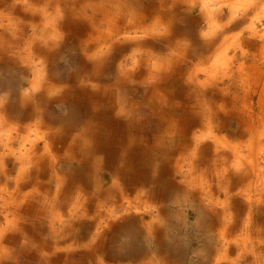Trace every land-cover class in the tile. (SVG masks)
Instances as JSON below:
<instances>
[{
	"label": "rangeland",
	"instance_id": "obj_1",
	"mask_svg": "<svg viewBox=\"0 0 264 264\" xmlns=\"http://www.w3.org/2000/svg\"><path fill=\"white\" fill-rule=\"evenodd\" d=\"M13 1H0V104L6 103L8 107L14 105V109H16L19 98L25 93L29 92L28 95L33 96L34 87L31 86L32 82H38L39 84V89H36V92H40L43 88L45 91L44 99L40 103V114L36 117H28L25 120L22 115V117L10 122L11 127L19 125L22 128H28L31 124V131L25 132L29 137L27 142L35 141L37 147L36 151L33 152L34 158L30 163H27L28 166L26 165L27 168L23 173L24 175L20 176L18 180L20 182L18 185L19 189H16L15 194L17 201L19 200L18 215L22 222H36L39 218H42V220L48 221L46 223L50 224V214L61 210V208L57 207L56 201L63 198V195L58 193L56 201H54V210L53 212L50 211L53 208L51 203L56 189L58 188V191L65 194L63 189H66L68 185H70V190H75L77 187L69 177L70 171L68 170L67 172L64 169L68 164L61 162L59 166H54L53 161L51 162L50 159L54 155H63L70 141L74 137L82 135L85 127L93 125V128H95V122L99 124L97 129L105 132L103 129L104 125H101L100 122H104L106 119L107 122H105L111 124L110 120L114 116V112L112 109L110 110L107 103H102L101 106L95 108L94 102L90 100L91 96L89 98L84 97L85 100L83 94L81 97H78L81 95L78 94V96L66 98V100L61 99V97L63 95L69 96L67 92L68 86L79 88L80 86L78 85L81 83L84 86L90 71L92 73L101 71L99 77H101L102 82L106 86L115 89L119 85L118 74L135 73L140 67H143L140 61L143 56L140 51L134 52L135 45H133V41L122 44V48L113 44L112 40H105L102 37L104 32H98L96 35L89 34L93 31V20L91 19L93 8H99L100 4L104 6L108 0H53L49 4L46 3L47 0H39L41 2H37L36 6H33V11L37 12L34 18H22L23 14L17 10L24 8L26 13H30L26 6V1L18 0L17 6ZM155 1L159 0H146L145 3L140 0L138 3L132 4V6H135L137 10H146L145 8L154 6ZM117 2L118 0H116ZM214 2H216V5ZM243 2L244 0H187L183 3H177L179 20H175V26L178 25L184 28L185 25L190 24L192 35L184 43L180 42L172 45L174 47L173 52L179 51L181 62L175 58L162 60L169 65V69L162 74L166 78L162 83L159 81V84L162 86L160 92L165 95L166 99L169 98L171 100L172 105L180 100L176 97L180 92L177 91V87L184 85L185 74L197 72L196 76L205 81L204 69L210 67L212 62H216L214 59H217L215 57L217 54L221 55V67L219 66L216 71L215 68L210 70L211 73H219L216 76L218 80L215 77L214 81L216 82L206 86L207 89H210V93L208 92L203 97H207L212 102L214 101L213 103L216 105L214 107L216 113L212 117L214 132L218 136L226 138L225 142L229 141L240 150L245 163L244 166L239 169L235 167L234 159L230 156L233 154V152L231 153V147L228 149L230 161L227 160V164L219 166L222 170V176L218 178L216 169L219 170V167L215 168L216 164L214 161L217 155L214 148H200V155H204L207 158L206 161L210 163L213 172L211 171L212 175L205 173L204 168L206 165L208 166V164H205V166H198L194 170V174L197 177L200 175L204 176V180L214 178L211 188L200 184L197 186L198 191H208L205 202L191 197L189 200H187L189 198L187 197L177 201L176 197L173 196L180 195L182 193L180 191H174V195L169 197V199L151 198L144 194L145 190L146 192L149 190L146 185L139 189L138 192L131 191L128 199L123 201L122 207H117V210L112 212L110 216L105 215L107 213L105 209L110 208L112 202H104V208H100L103 212L102 215H105L107 219L104 220L103 225L97 229L96 233L92 229L88 233L84 232L83 235L84 240L91 242L92 245L79 248L75 246L70 247V249L63 244L64 247L58 245L53 248V240L55 238L49 239V231L51 230L49 227L43 233L39 231L38 235H40V238L38 239H41L39 243L36 240V244L25 243L24 246L29 245L27 254L36 255L37 253L40 258L45 256L50 261L52 260L51 262L49 261L50 263H42L40 260L33 262L32 255H22L15 261L13 256L18 247L13 242L15 240H13L12 243H7L8 246L5 248L6 251L10 250V257L4 259V264L9 262L11 264H99L98 261L106 262V264H181L183 259H190L192 256L199 259L197 261L198 264H264V0H260L259 6L253 3L246 6ZM57 4H59L58 7ZM213 4L214 6H211ZM213 7L218 10L222 9L225 15L223 20L218 18V20L216 18L213 20L211 15H208V10L213 9ZM46 8L49 9L48 12ZM119 8L122 9L121 7ZM58 9L61 12H64V10L70 12L72 18L75 16L70 10L78 12V14L74 13V15H76V23L80 27L79 34L76 36L70 31V28L67 27L66 31H63L61 30L62 27L58 26L59 29L57 30H61L58 33L60 36L58 37L59 45L54 46V48L56 47L55 49L46 51L48 47L45 46H48L49 42L44 39L46 36L42 35L41 30L48 23L45 17L54 15L58 12ZM110 9H112V12L119 10L115 7ZM131 10V13H134L133 9ZM124 11L127 17H131L128 10ZM38 13L39 16H37ZM231 16L235 18L233 21L229 19ZM202 17H204L203 20L201 19ZM152 19H147L144 22L146 28L154 27ZM226 22L228 24L225 28L227 33L223 35L225 29L222 31L220 25ZM137 28L139 29V26ZM199 30L201 34L198 33ZM129 32L130 30L127 35L130 34ZM162 35H171V41H178L183 38L178 34V31L169 33L163 25L160 32L157 29L151 32L149 36L144 37L146 42H148L144 49L148 45V48L158 50L160 53L165 51L163 55L167 56V50L164 49L166 41L161 39ZM198 35L201 36L197 38ZM212 35L217 41L214 43V45L216 44L215 48L213 47L211 50V58L209 60H203L210 53H204L202 50L195 51L194 56H190L189 52H183L187 47H193L194 45L199 47L196 44L214 40ZM63 36L70 41H63ZM157 39H161V42L155 44L153 41ZM124 47H126L125 50ZM120 49L122 50L120 51ZM105 50L108 52L104 55L103 52ZM172 55L174 56V54ZM97 58L103 61H100V64L102 63L101 70L97 67ZM77 73H82V79L79 80L76 76ZM46 81L54 85L52 90H47L43 86L42 83ZM152 86L145 85L144 81L128 86L125 84V86H121L124 88L122 94L128 98L132 97L136 103L142 101L138 105L142 107L144 103H147L148 89ZM191 86L192 88L195 87L194 84ZM40 87L42 88L40 89ZM202 87L204 86L202 85ZM87 90L88 87H86L84 94H87ZM183 90L181 89V91ZM213 90L217 92L216 96L218 98L216 100L212 95ZM181 100L186 101L184 96H182ZM35 104L37 105V103ZM0 112L4 115V110H0ZM201 112L202 114L198 115V118L204 119L205 127L203 131L208 134L209 120L206 118L209 113L206 112L205 118L203 116L204 111ZM95 113L98 116H95L96 118L93 120L92 115ZM154 115L156 114H153L151 119H154ZM177 116L179 118L186 117L184 114L177 115L176 111L172 110L171 112L167 111L165 115L169 121L164 120V122L158 123L159 121L146 120L145 123H139L135 120L136 130L131 133L124 130L123 139L127 142L130 134H136L140 137L141 146L149 147L146 156L150 154L159 156L158 154L164 148H156V150L151 145L156 143L155 137L165 134L164 129H162L163 125L165 128L169 123L170 125L173 124L176 122ZM98 117L102 118L97 120ZM188 119L189 121L186 124L188 133L191 132V129L199 128L194 125L191 114ZM120 122L124 123L125 121L120 119ZM137 122L141 125H138ZM68 123H70L69 126L66 125ZM62 125L67 126V133L64 135L63 129L65 128L62 129ZM108 127L111 126L108 125ZM188 133H185L184 136L191 138L193 133ZM62 135L63 137L60 139L58 136ZM167 135L168 133L164 138L168 143L170 139L180 138L178 134ZM85 138H87L86 135ZM92 139L94 140V137ZM3 140L4 142L7 141L6 133L3 135ZM124 140L123 142H125ZM212 140V137H208L206 142L212 145ZM95 142L98 144L103 142L106 146L105 156L103 155L106 159H104L105 163L102 165V170H104V174L107 173V179H104V184L110 186L112 182L111 180L109 181V172L116 171L122 154L124 151L126 152L125 147H121L120 144L117 145L118 141L114 143L111 134L99 135ZM246 145L254 146V150H249ZM19 147L20 144H17L14 149L16 148L15 150H17ZM167 148L170 147L168 146ZM191 148L193 149V145ZM50 150L51 152H49ZM91 153L84 152L86 156ZM95 153L98 154L97 151ZM6 156L9 159L15 158L12 153ZM38 156H43L47 159L42 162L39 161ZM99 156L101 155L99 154ZM145 162V165L150 167L151 171H154L153 166L157 164V160L147 159ZM182 162L185 163V169L183 173L176 174L173 179L175 182L181 181L183 176L190 170L187 167L189 162ZM22 163L24 162L17 161L19 166ZM76 164L77 162H75ZM226 165L229 166L227 167ZM226 169H229L227 175L226 173L224 174ZM18 170L12 176L13 178H16ZM33 171L36 174H33ZM60 175L62 179L59 178ZM31 177L33 182H28ZM107 182L110 183L107 184ZM36 185L40 186L37 187ZM9 189L13 190L11 187ZM46 198H48V201H46ZM81 200L84 199L82 198ZM206 203L212 205H207ZM71 204L66 205L61 212H67L71 209ZM84 208H86L84 210V220L87 223L98 220L95 215L96 213L100 214L101 211L92 209L88 205ZM11 217L14 219L15 215H11ZM5 221V218L2 219V224ZM108 223L109 225L107 226ZM10 227L11 223L10 226L2 227L3 230L8 232V235L2 236L4 240L9 235L18 237L20 234L19 229ZM135 227H138L139 233L135 230ZM224 229L232 231H227L229 236L226 238V243L227 241L229 243L226 246L218 240V236L225 233L222 232ZM95 235L96 242H93L92 237H95ZM27 237H30L29 234ZM246 237L251 238L250 244L244 251L237 249L236 242H238V239H246ZM44 238H48V242L52 243L50 250L40 248L44 247L42 241ZM43 252L52 257L46 256ZM171 252H174V255ZM175 255L179 256V261ZM217 258L221 259L222 262H216L215 259ZM191 264L193 263L191 262Z\"/></svg>",
	"mask_w": 264,
	"mask_h": 264
},
{
	"label": "bare ground",
	"instance_id": "obj_2",
	"mask_svg": "<svg viewBox=\"0 0 264 264\" xmlns=\"http://www.w3.org/2000/svg\"><path fill=\"white\" fill-rule=\"evenodd\" d=\"M24 1L27 2L26 6L28 7L30 13H26L24 8L17 9L19 12H21V14H23L21 17L34 18L35 17L34 15H36L37 12L33 11V6H36L35 4L41 1L39 0H24ZM50 1L52 2L53 0H47L46 3L49 4ZM139 1L140 0H128V1L118 0V2L116 3V0H108L104 6L100 4V6L102 7L100 6L99 8L94 7L92 10L93 16L91 17V19L93 20V29H92L93 31L89 34L96 35V33L98 32H104V34H102V37L105 40H112V42H114L113 44H116L122 48H123L122 44H126L128 43V41H133V45H135L134 52L140 51V54L143 56L142 59L140 60L143 67H140L139 70H137L135 73L134 72L119 73L118 74L119 85H117L116 86L117 88L115 89L106 86L105 83L102 82L101 77H99L101 71H96V73H92V71H90L84 86H82V83L78 85L80 86L79 88H73L71 86H68L67 92L69 96L66 97L65 95H63L61 97V99L66 100V98H73L78 96V94H81L78 97H81L83 94L84 95L83 98L84 97L89 98L91 96L90 100L94 102L95 108L101 106L102 103H107L109 104L110 110L112 109V111L114 112V116L113 119L110 120L111 124L106 123L107 122L106 119L104 120V122H100L101 125L102 124L104 125L103 129L105 130V132L100 129H97L99 124L98 122H95L94 123V125L96 126L95 128H93V125H91V127L89 126L85 127L82 131V135L78 137H74V139L70 141L63 155L59 154L58 156L54 155L53 158L51 157L52 159H50V161L51 162L53 161L54 166H59L61 162H65L68 164V166L65 167L64 169L67 170V172L68 170L70 171L69 177L71 178L72 183L75 184V186L77 187L75 190L73 189L70 190L69 187L70 185H68L66 189L62 188L63 191H65V194L63 192L58 191V188L56 189L54 198L52 197L53 201L51 200L52 201L51 204L53 208L50 211L53 212L54 210V204H55L54 201H56V197L58 193L63 195V198H60L59 201H56L57 207L61 208L62 210L66 205H69V203L72 204L70 207L71 209H69L67 212L64 211L61 212V210L58 212L57 210L56 213L54 212L53 214H50L51 216V217L49 216L50 224L46 223L48 221L45 222L44 220H42V218H39L36 222H24V221L22 222L21 221L22 219L19 218L18 215L19 200L17 201V197L15 196L16 189H19L18 185L20 184L18 180L20 176L22 177L24 175L23 173L26 171V168L28 166L27 163H30L31 160L34 158L33 152L36 151L37 147L35 141L33 142L31 141L29 143L27 142L29 141V137L27 134H25V132L31 131L32 129L31 124L29 126L30 128L29 127L22 128L19 125L17 127L16 126L11 127L10 125V122L14 121V119H17L18 117L19 118L22 117V115H23V119L25 120L28 117H32V116L36 117L38 114H40V103L44 99V95H45L44 88L40 92H36V89H39L38 87L39 84L38 82L35 83L32 82L31 86L34 87L33 96L28 95L29 92L25 93V95L19 98L16 109H14V105H12L13 103L11 104L12 105L11 107L6 106V103L0 104V110L1 111L4 110V115L2 112H0V155H1L0 157V227H1L0 228V264H4L3 263L4 259L10 257V250L6 251L5 248H7L8 246L7 243H12L13 240H15L13 242L16 243L18 247L15 251V255L13 256V259L15 261H17V258H19L22 255H26V256L32 255L31 258L33 262L40 260L42 263L43 262L48 263L50 260L45 256L40 258L37 255V253L36 255L27 254L29 252L28 251L29 245L24 246V244L25 243L36 244V240L38 241L37 243H39L41 240L38 239L40 238V235H38L39 231L43 233L45 232L44 230L48 229L49 227L51 229L49 231V237H50L49 239L51 240L52 237L55 238L53 240L54 243L53 248L57 247L58 245H61L63 247L65 245V247L67 248L75 247V246L79 248L81 246L92 245L91 242L84 240L85 239L83 237L84 232L88 233V231L94 229L96 233L97 229L103 225L104 220L107 219L105 215L110 216L112 212H115L117 210V207H122L123 201L125 199H128V195L130 194L131 191L138 192L139 189H142L146 185L147 187H149V190L147 192L145 190L144 194H147L151 198L169 199V197H172L174 195V191H180L182 192L180 193V195L173 196L176 197L177 201L180 200L181 198L186 199L187 197H189L187 198V200H189L191 197V198L201 199L205 202V199L208 196V191L207 190L198 191L197 186L198 184H200L202 186H207V187L209 186L211 188L213 184L212 181L214 180V178L211 179L209 178L208 180H204L203 179L204 176L200 175L197 177L194 174V170H196L198 166H202V165L205 166V164H208V166L211 168L210 163L206 161L207 158L204 157V155H200V150H201L200 148L203 147L206 148L209 147V149L214 148L215 153L217 155L214 161L216 164L215 168H218L220 165L222 166L227 164V160L230 161L228 156L229 155L228 149L232 147L231 153L233 152V154H231L230 156L233 157L234 159L233 162L235 164V167L239 169L244 166L245 163L241 156L240 150L237 147H234L235 145L233 146L232 143H230L229 141L225 142L226 138H223L222 136L220 137L214 132L212 125L213 123L212 117L213 114L216 113V110L214 108L216 105H214L213 103L214 101L212 102L207 97H203L206 96L208 92L210 93L209 91L210 89H207L206 86L212 85L216 82L214 80L215 77L219 75V73H211L210 70L215 68L216 71L217 68H219L222 62L221 55L217 54L215 56L217 59H214V61L216 62H212L210 64V67L204 69L206 76L205 81L201 80L198 76H196L197 72H191L185 74L184 85L177 87L178 88L177 91L178 92L180 91L176 96L178 99H180L178 100V102L171 105V100L169 98L166 99L165 95L160 92L162 86L159 84V81L162 83V81L165 80L166 77H164L162 74L169 69V65L165 64L162 60L166 58H175L176 60L179 59L180 60L179 62H181V59L179 57V51L173 52L174 47L172 45L180 42L184 43L192 35L190 24L185 25L184 28L179 27L178 25L175 26V20L176 21L179 20V15H178L179 9L177 7V3H183L187 0H159V1H155L154 6H149V7L145 6L147 7L145 8L146 10H137L135 9L136 8L135 6H132V4L138 3ZM248 1L249 0H244L243 3H245L246 6L247 4L251 5L252 3L256 4V6L260 5V0L249 1V3ZM13 2L17 6V3L19 1L14 0ZM142 2L145 3L146 0H142ZM216 2H214L215 5ZM4 5H6V3H4ZM58 5L59 4H57V7ZM106 5H108L109 7ZM211 6H214V4ZM113 7L118 8L119 10L112 12V9L110 8ZM119 7H121L122 9H120ZM66 8L68 9V7ZM131 9H133L134 13H131L132 12ZM65 10L64 12L63 11L61 12L60 9H58V12L55 13L54 15L49 16L48 14L49 17H45L48 23H46L47 25H45L46 26L45 28L42 27L43 29L41 30L42 31L41 33L42 35H44V37L46 36V38L44 39L47 40V42H49V45L45 46L48 47L46 51H49L50 49H53L54 46L59 45L60 41L58 37L60 36L58 33L61 32V30L66 31L65 29L68 27L71 29L70 31H72V33L76 34V36L79 34L80 27L78 23H76L77 18L76 15H74V13L78 14V12L70 10L73 13V16H75L72 18L70 15L71 13ZM124 10H128L129 13L131 14V17H127L126 12ZM217 10H218L217 8L213 7V9H209L207 13L208 15H211L213 20H215V18L216 20L218 19L223 20L225 18L224 12H222V9L218 11ZM46 11L48 12L49 9L46 8ZM37 16H39V13L37 14ZM150 18H153L152 23L154 24V27L146 28L144 22ZM203 18L204 17H202L201 19L203 20ZM229 19L233 21L235 18L231 16ZM163 25L164 27H166V30H168L169 33L171 32L175 33L176 31H178V34L181 37H183L181 40L171 41V35L170 36L162 35L161 39L163 41H166L164 49L167 50V56L163 55L165 51L160 53L158 50H152L151 48H148V45L147 48L144 49V46L148 44V42H146L144 37L149 36L151 32L157 29H159L160 32ZM227 25H228L227 22L220 25L221 30L223 31V29H225ZM58 26L60 28L62 27V29L57 30L59 29ZM137 26H139V29L137 28ZM129 30H130L129 32L130 34L127 35ZM198 33L201 34V31L199 30ZM226 33L227 30L225 29L223 35H226ZM200 36L201 35H198L197 38H199ZM157 40L153 42H155V44L161 42L160 40L159 41ZM63 41L69 42L70 40L67 39V37L63 36ZM216 41L217 39H215L214 37V40H208L202 44H196L199 47H196L195 45L193 47H187L186 50L183 52L184 53L189 52L190 56H194L195 51L198 52L202 50V52L204 53H210V55L208 57H204L203 60L206 59L209 60L211 58V50L213 49V47L215 48L216 44L214 45V43ZM125 49L126 47H124V50ZM121 50L122 49H120V51ZM107 52L108 51L105 50L103 54L105 55ZM220 52L222 53V51ZM172 54H174V56ZM99 58H97L96 61H97V67L101 70L102 63L100 64V61L102 60ZM190 71H194V70H190ZM76 76L80 80L82 79L83 75L82 73H77ZM216 80H218L217 77ZM141 81H144L145 85H153L148 89L149 96H147V103H144L142 107L138 106L142 103V101L140 103H136L132 97L128 98L125 95H123L122 91L124 88L121 87V86H125V84H127L128 86V85H133L134 83H139ZM47 82L48 81L45 82L46 84L43 82L42 83L43 86L47 90H52L54 85L52 83H47ZM192 84H194L195 86L194 88H192L191 86ZM202 85L204 87H202ZM86 87H88V90L86 91L87 94H84ZM41 88L42 87H40V89ZM181 89L184 90L181 91ZM216 93H217L216 91L214 90L212 91V95L215 100L218 98L216 96ZM182 96H184V100L186 101L181 100ZM202 97L205 100L204 102ZM35 103H37L38 106ZM32 105L34 108L32 107ZM172 110H175L177 115L184 114L186 117L179 118V116H177L176 122H174L173 124L170 125L169 123V125H167L165 128L163 125L162 129H164L165 134L163 135L161 134L160 136L155 137L156 143H154V145H151L155 149L164 148V150H161V152L159 151L160 152V154H158L159 156H156L155 154L153 155L150 154L146 156L149 147L141 146L142 143L140 137L136 134L133 133L130 134L129 138H127V142L123 139L124 130H126V132L129 133L136 130L135 127L137 126L134 125L135 120L138 121L139 123H145L146 120L159 121L158 123L164 122V120L169 121L168 118L165 117V115L167 114V111L171 112ZM201 111H204L203 116H205L206 112L209 113V116L207 118L205 116V118L209 120L208 134H205V132L203 131V128L205 127L203 122L204 119L198 118V115L202 114ZM14 112L16 115L14 114ZM153 114L156 115L153 116L154 119H151ZM190 114L192 115L194 125H196L199 128L195 130L191 129L190 130L191 132L188 133L186 124L189 121L188 116H190ZM95 116L97 117L98 114L95 113L94 115H92L93 120L96 118ZM101 118L102 117H98L97 120H100ZM120 119H123L125 122L124 123L120 122ZM139 123L138 125H141ZM66 125L69 126L70 123ZM66 125L61 126L62 129L65 128L63 129V135L67 133ZM108 125L111 127H108ZM138 127L140 128V126ZM5 133L7 134V141L4 142L3 135ZM167 133L169 136H172L173 134L174 135L178 134V137L180 138L170 139L169 140L170 142L168 143V141H166L164 138V136ZM185 133L188 134L193 133V136L191 138L190 137L187 138L188 136H184ZM110 134L112 136L113 142L117 143L118 141L119 143L117 145L120 144L121 147L123 148L125 147L126 152L124 151V153L122 154L120 158L121 160L119 161V165L117 166L116 171L109 172L110 173L109 181L111 180L112 183L110 186H106L104 184L105 183L104 179L105 180L107 179L106 177L107 173L104 174V170H102L103 169L102 165L103 163H105L104 159H106L104 158L105 156L104 151L106 146L103 142H99L100 144H98L95 141L99 135H110ZM63 135L58 137L62 139ZM85 135L87 136V138H85ZM93 137L94 140L92 139ZM208 137L213 138L211 143L212 145L206 142ZM123 140L125 142H123ZM17 144H20V147L22 148L19 147L17 150H15L16 148L14 149V147ZM192 145H193V149L191 148ZM168 146L170 148H167ZM247 147L249 148V150H254V146L251 147V145L250 146L246 145V148ZM95 151H97L98 154H96ZM49 152H51V150ZM84 152H89V153L92 152L91 153L92 155L89 154L86 156ZM10 153H12L15 156V158L9 159V157L6 156L7 154ZM99 154L101 156H99ZM38 159L39 161L45 162L47 158L45 159L43 156H38ZM147 159L148 160L153 159L154 161L157 160V164L153 166L154 171H151V168L145 165L146 163L145 160ZM190 159L191 161H189ZM17 161L19 162L22 161L24 163H22V165L19 166V164H17ZM182 161L189 162L187 167H189L190 170H188V172L183 176L181 181L175 182L173 179L176 177V174L183 173L185 169V163ZM75 162H77L76 165ZM208 166L207 165L205 166L204 172L211 174V171L213 172V168H211V170L208 171L210 169ZM226 166L228 167L229 165ZM15 169L16 170L19 169V170L16 178H13L12 176L16 172ZM228 170L229 169H226L224 174L226 173L227 175ZM216 171L218 178H221L222 176L221 168L219 167V170L216 169ZM33 174L36 173H34L33 171ZM60 177L61 175L59 176V178ZM28 182H33L32 177ZM109 183L110 182H107V184ZM36 186L38 187L40 185H36ZM10 187L13 188V190H10L9 189ZM64 195H66V197H64ZM82 198L85 201L81 200ZM46 201H48V198H46ZM58 202L60 203L58 204ZM104 202L106 203L112 202V205L110 208L105 209L107 213L105 215H102L103 212L101 211L100 207L104 208L105 205ZM206 204L212 205L210 203H206ZM86 205H88L89 207L91 206L92 209H98V211H101L100 214L96 213L95 215L98 220H94L92 221V223H87V221L84 220L85 218L84 210H86V208L84 207H86ZM201 208H203V206H201ZM10 214L15 215V218L13 219V217H11ZM4 218L6 219V221L4 222V224H2V219ZM10 223H11L10 228L19 229L20 234L18 237L9 235V237L6 238V240H4L2 236L7 234L8 232L3 230L2 227L5 228L6 226H10ZM108 225L109 223L107 224V226ZM137 229L138 227L137 228L135 227V230L139 233ZM227 231L232 232L230 231V229H224L222 232L225 233L218 236V240H220L221 244H223L224 246H226V244L229 243L228 241L226 243V238L229 236ZM26 234L27 235L29 234L30 237L28 238ZM49 239L48 238L42 239L44 247H40L41 245L39 247L41 249L47 248L46 250H50L52 247L51 246L52 243L48 242ZM92 240L93 242H96V235L95 237H92ZM250 240L251 238H247V237L246 239L245 238L241 240L238 239V242H236L237 249L244 251V249H246V247L250 244ZM21 241L22 243H20ZM43 253L45 254V252ZM45 255L49 256V254L47 253ZM215 261L222 262V260L221 259L219 260L218 258L215 259ZM98 263L106 264V262H102V261L101 262L98 261ZM8 264L11 263L9 262Z\"/></svg>",
	"mask_w": 264,
	"mask_h": 264
},
{
	"label": "crops",
	"instance_id": "obj_3",
	"mask_svg": "<svg viewBox=\"0 0 264 264\" xmlns=\"http://www.w3.org/2000/svg\"><path fill=\"white\" fill-rule=\"evenodd\" d=\"M207 245H208V244H207ZM172 247H173V246H172ZM171 253L173 254L174 252H171ZM175 253L177 254L176 251H175ZM193 253H195V252H193ZM173 255H174V254H173ZM175 256L178 258V261H179V259H180L179 256H178V255H175ZM196 256H197V255H196ZM198 260H199L198 258H194V257L192 256L190 259H188V258H187V259H186V258L183 259L182 262H181V264H182V263H183V264H188V263H191V262H192L193 264H198V263H197ZM195 262H196V263H195Z\"/></svg>",
	"mask_w": 264,
	"mask_h": 264
}]
</instances>
